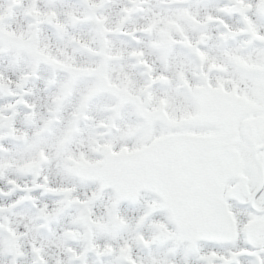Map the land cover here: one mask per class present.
I'll return each instance as SVG.
<instances>
[{"label": "snow or ice", "instance_id": "6c2138e0", "mask_svg": "<svg viewBox=\"0 0 264 264\" xmlns=\"http://www.w3.org/2000/svg\"><path fill=\"white\" fill-rule=\"evenodd\" d=\"M0 264H264V0H0Z\"/></svg>", "mask_w": 264, "mask_h": 264}]
</instances>
